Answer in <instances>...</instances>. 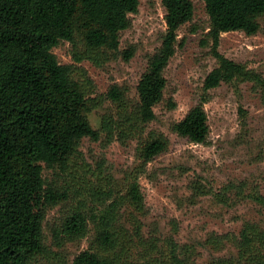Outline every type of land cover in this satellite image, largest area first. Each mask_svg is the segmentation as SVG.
Here are the masks:
<instances>
[{"label":"rangeland","instance_id":"374dc122","mask_svg":"<svg viewBox=\"0 0 264 264\" xmlns=\"http://www.w3.org/2000/svg\"><path fill=\"white\" fill-rule=\"evenodd\" d=\"M194 4L193 20L179 30L156 119L138 136L119 134L121 110L107 94L117 85L125 90L129 105L137 102L149 58L159 50L167 31L163 0H141L139 12L130 16L131 27L121 34L118 54L91 56L81 41L76 45L61 41L53 49L60 64L73 68L91 103H96L90 120L101 137L85 138L66 171L44 165L48 184L67 192L68 199L46 217V252L36 264H73L88 250L94 223L90 222L86 238L74 242L60 241L56 233H62L64 222L75 211L101 213L112 199L100 200V189L122 196L132 172L139 176L146 206L142 212L123 206L118 222L135 241L130 251L134 258L143 260L152 254L154 262L173 264L171 251L176 246L178 256L189 264H242L238 249L223 237L238 236L245 222L264 228V207L251 198L254 192L264 195V96L258 84L236 80L211 91L205 104L210 125L206 143L196 144L173 130L201 102L204 81L218 64L204 43L210 30L206 4L204 0ZM127 51L133 52L129 60L123 55ZM220 51L264 78V16L256 35L224 33ZM103 120L112 124L110 130L102 129ZM153 134L164 136L170 146L144 166L139 149Z\"/></svg>","mask_w":264,"mask_h":264},{"label":"trees","instance_id":"16d2710c","mask_svg":"<svg viewBox=\"0 0 264 264\" xmlns=\"http://www.w3.org/2000/svg\"><path fill=\"white\" fill-rule=\"evenodd\" d=\"M204 2L210 18L204 43L218 64L204 81L201 102L173 127L178 135L196 144L206 143L210 136L205 104L212 90L236 80H252L264 96V78L220 51L224 33L259 32L264 0ZM140 4L141 0H0V264H36L38 256L46 252V217L68 196L48 184L44 165L66 171L85 138L101 137L90 120L96 103H91L82 84L75 80L73 68L60 64L53 49L61 41L74 45L81 41L91 56L118 54L121 34L131 27L130 16L139 12ZM163 5L167 31L161 47L149 58L138 85L137 102L129 105L125 90L117 85L107 94L121 110L122 123L117 129L122 138L140 135L156 119L155 109L165 97V73L177 51L179 30L195 16L194 0H163ZM123 55L129 60L133 52ZM105 128L110 130L112 124L103 120ZM169 146V140L157 134L143 140L139 149L143 165ZM128 184L120 197L112 189H100L98 198L112 199V203L101 213L75 211L64 222L62 233H56L60 241L74 242L86 238L90 222L95 224L91 247L73 264H163L154 262L152 254L143 260L134 258L132 252L130 255L135 241L120 229L118 216L125 205L142 212L146 202L138 174L130 173ZM251 198L264 207V195L254 192ZM223 239L235 245L242 264H264L261 225L245 222L238 236ZM171 255L173 264H189L178 256L176 246Z\"/></svg>","mask_w":264,"mask_h":264}]
</instances>
